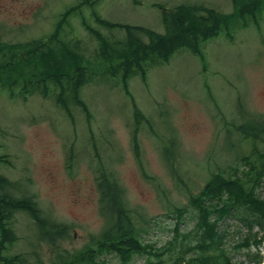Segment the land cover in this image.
<instances>
[{"label":"rangeland","instance_id":"1","mask_svg":"<svg viewBox=\"0 0 264 264\" xmlns=\"http://www.w3.org/2000/svg\"><path fill=\"white\" fill-rule=\"evenodd\" d=\"M181 2L189 5L184 10L189 21L213 15L219 21L211 26L215 36L201 37L196 52L176 50L146 80L132 77L129 90L137 109L122 74L103 69L93 52L100 39L86 24L115 40H124L126 32L98 18L163 33L164 17ZM8 41L18 43L14 52L20 54L12 60L13 77L6 73L14 67H0L10 83L0 86V155L8 160L0 161V173L15 183V196L25 191L42 212L70 228L56 244L38 242L33 218L18 212L11 223L18 239L3 254L53 264L57 253L76 252L98 235L106 220L98 189L102 171L123 187L124 202L149 245L150 251L135 254L128 264H176L182 251L183 259L195 258L200 230L191 196L217 171L244 175L250 166L243 156L262 160L264 0H239L237 6L234 0H0V46ZM58 48L76 49L74 55H83L93 69L79 90L89 112L70 101L69 115L62 107L70 93H62L53 79L46 81L53 91L41 89L47 95L34 92L22 99L29 93L16 83L20 63ZM137 111L144 113L139 122ZM256 192L264 197V182ZM260 220L243 208L219 221L222 247L232 262L264 264ZM93 264L124 263L108 251Z\"/></svg>","mask_w":264,"mask_h":264},{"label":"trees","instance_id":"2","mask_svg":"<svg viewBox=\"0 0 264 264\" xmlns=\"http://www.w3.org/2000/svg\"><path fill=\"white\" fill-rule=\"evenodd\" d=\"M234 1L237 6L239 0ZM187 7L189 6H180L178 11L164 17L166 25L164 34L140 25L115 23L98 18L106 26H117L126 32L124 40H115L88 26L89 32L100 39L98 47L94 48L93 52L103 64V69L109 73L112 72L111 75L122 74L125 92L137 109L140 108L136 105L129 90V80L132 77L138 76L146 80L149 70L159 63L168 62L173 52L180 48H189L196 52L200 38L206 39L217 31L211 27H216L219 23L217 19L212 20L213 15L212 18L209 14V18L204 15L198 20L189 21L187 14L184 13ZM195 7L199 9L198 6ZM243 8L246 9L245 6ZM209 11V13L215 12L212 9ZM69 13L67 12V14ZM44 42H39L34 46ZM17 45L18 43L5 42L3 47L0 46L2 58L0 67L6 65L14 67L7 71L8 77H13L15 74L16 65L12 63V60L20 54L14 52ZM75 52L76 49L65 51L58 48L55 52L44 56L36 55L31 60L21 62L18 71L21 78L16 81L18 88H21L25 93L32 94L40 91L42 87L46 88L47 79H53L62 93L65 91L70 93L71 97L66 101L68 105L63 106L69 115L72 114L71 108L68 107L70 101L89 112L87 105L79 95V90L88 81L93 69L87 66L83 55L76 57ZM96 67L101 69L100 65ZM27 68L31 71L28 72ZM6 74L0 75V86L10 84L4 81ZM31 82L35 84L34 90L28 89ZM141 112L137 111L135 114L138 122L142 119ZM239 130L247 135L249 133L246 129L239 128ZM260 131L259 137H262L264 130ZM135 146H137L136 142ZM244 157V161L246 164L249 163L250 168L242 177L237 176L238 172L229 175L223 172L214 173L203 188L191 196L190 205L196 211L198 230H200L198 243L194 246L199 250V253L195 258L183 259L182 251L178 253L180 258L176 257L178 259L176 264H236L232 262L222 247L223 234L219 228V221L225 216L233 214L235 210L248 209L257 218H261L259 224L264 229V198L259 197L256 192L257 187L263 182L264 150L260 155L262 159L259 160L260 163L256 164L255 161H250L251 157L248 155ZM101 174L104 175L98 176V189L101 194V214L106 218L104 228L98 235L92 236L90 241H87L78 251L63 250L57 253V261L54 264H93L99 255L108 251L115 252L124 264H128L135 254L150 251L149 245L143 242L141 236L143 227L136 224L124 202L123 187L117 186L116 179H111L104 172ZM11 187H15V183L0 173V264H33L25 256L3 254L7 250V246L17 239L15 231L11 227H7L6 224V222L10 224L16 212L28 213L39 228V241H46L51 245L65 237L69 229L67 225L44 214L37 206L33 196H15ZM215 199L218 201L215 202ZM255 241L257 242V240ZM153 263L147 262V264Z\"/></svg>","mask_w":264,"mask_h":264}]
</instances>
